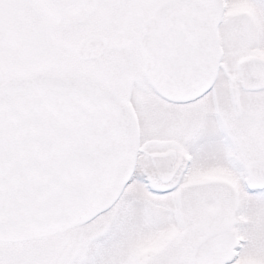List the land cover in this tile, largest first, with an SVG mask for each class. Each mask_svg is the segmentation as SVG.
I'll list each match as a JSON object with an SVG mask.
<instances>
[{"label": "snow or ice", "instance_id": "6c2138e0", "mask_svg": "<svg viewBox=\"0 0 264 264\" xmlns=\"http://www.w3.org/2000/svg\"><path fill=\"white\" fill-rule=\"evenodd\" d=\"M0 264H264V0H0Z\"/></svg>", "mask_w": 264, "mask_h": 264}]
</instances>
